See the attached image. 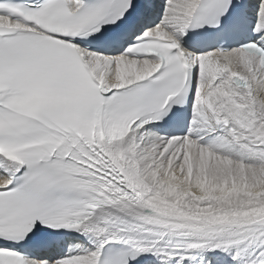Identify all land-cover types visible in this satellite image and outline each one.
<instances>
[{
    "label": "bare ground",
    "instance_id": "obj_1",
    "mask_svg": "<svg viewBox=\"0 0 264 264\" xmlns=\"http://www.w3.org/2000/svg\"><path fill=\"white\" fill-rule=\"evenodd\" d=\"M154 1L157 6H154L153 13H150L151 17L158 16L161 10L158 6L160 0ZM190 2L191 0H179L175 3V9L171 10L172 14L167 8L169 20L175 22L173 25L182 21ZM262 3L264 4V0ZM256 17L261 18V15L258 14ZM219 57L234 61L241 58L244 66L250 63V66L256 69L253 73L255 76L248 74L250 86L262 88L264 70H258L257 66L254 68L253 57L248 59L231 54ZM208 58L200 57L202 64L200 77L205 79L203 87L196 95L194 109L200 105L201 110L205 114L208 113L205 117L209 116L210 120H204L208 124L216 117L219 118L223 124L222 134L217 136L213 129V136L207 137L206 134H201V129L194 127L193 129L198 131V137L194 141L189 139L179 141L170 139L168 135L152 132L142 137L132 134L126 141L115 143L112 149L115 150L114 156L125 162L126 165L122 163V166L127 181L141 202L140 205L127 202L109 207L101 212L99 218L91 225L99 232V240L115 238L118 241H130L139 248L147 249L155 247L158 242L165 243L161 252L160 249L154 250L155 254L159 255L157 252H160L165 254L166 258L171 256V259L176 261L189 260L195 253L202 252L206 258L212 257L213 260H217L218 264H247L253 254L256 258L249 260V264H264V157H262L264 146L258 148L257 144L252 143L255 138L264 141V123L261 126V120L259 124L253 121L259 114V117H264V90L257 89L255 96L250 91L251 87L246 90L234 89L225 74L222 75V80L217 82L212 80L211 75L206 76L210 71L205 70V66L203 68ZM119 59L126 64L118 69V75L129 67H135L129 72V77L138 74L136 67H148L151 64L146 61L126 60L123 57ZM107 63L110 66L112 62L107 59ZM227 66L228 71L232 70L230 64ZM222 82L229 84L236 94L243 93L237 96L238 109H242L241 106H248L246 93L251 94L250 108H254L261 101L262 108L256 114L252 112L253 116L249 115L252 117L251 120L246 122L244 111L241 113L238 109L233 119L224 112L221 114L216 104L215 90ZM209 85L213 86V89H208ZM227 133L240 145L234 148V144L232 146L234 149L231 146L232 149L228 146L223 148ZM134 138L140 141L144 139V143L150 145L151 150L161 154L163 159L173 162L169 164L177 163L171 167L179 170L181 175L172 178L168 172L172 169L162 163L159 168L164 172L161 175L154 172L157 165L153 159L152 170L147 166H144L143 170L137 168L139 161L132 159V151L135 149L132 145L136 146ZM246 138L252 140L249 143L244 142ZM122 146L127 148L128 153L123 154ZM212 146L218 150L214 152L210 148ZM149 155L154 158L153 155ZM85 249L88 253L69 264H88L92 252L87 246ZM157 260L162 262L160 257Z\"/></svg>",
    "mask_w": 264,
    "mask_h": 264
},
{
    "label": "water",
    "instance_id": "obj_2",
    "mask_svg": "<svg viewBox=\"0 0 264 264\" xmlns=\"http://www.w3.org/2000/svg\"><path fill=\"white\" fill-rule=\"evenodd\" d=\"M241 57H244V56H241ZM244 58H248L249 59V57H244ZM240 59L241 58H237L233 62V64H232L233 68L235 70L241 72L243 75H245L247 77H250V75L255 76V75H253V73H254V71L256 69L254 70L252 65L250 66V63L249 64L247 63V66H244L241 63L242 60H240ZM252 63L254 64V68H255L254 61ZM224 64H225L224 61H220V63H218L216 65H213L211 62L207 63L206 64V69H207V71H210L209 73H207V75H209V76L211 75L212 78H213L212 80H214L216 82L219 81V80H222V78H223L222 75H224V74L226 75V73H225L226 66ZM214 66H216V67H214ZM212 72H214V73H212ZM248 74H250V75H248ZM253 83H254V81H253ZM210 89H213V87H210ZM215 91L217 92V94H216V104H217L218 108L221 110V114L224 112L228 117H231V118L233 116H235V114L237 112L236 109H238V103H239V100L237 99V96L238 95H243V93L236 94L235 91H233V89L226 82H222L221 85ZM225 92H228V94H226ZM250 95H251L250 93L249 94L246 93V96H247V99H248V102H247L248 106H246V105L245 106H241L242 107V111H244L243 113L245 114V118L244 119L246 120V122H247V120L249 121V119L251 120V118H252L249 115H252L253 113L254 114L258 113V111L262 108L258 104H256L254 106V108H250V107H252V105L250 103V101H251ZM231 106H233V107H231ZM126 150H127V148H124L122 150L123 154L128 153V152H126Z\"/></svg>",
    "mask_w": 264,
    "mask_h": 264
},
{
    "label": "rangeland",
    "instance_id": "obj_3",
    "mask_svg": "<svg viewBox=\"0 0 264 264\" xmlns=\"http://www.w3.org/2000/svg\"><path fill=\"white\" fill-rule=\"evenodd\" d=\"M170 1H171V2H170ZM170 1L168 0V1H166V2H169V3H168L169 6H168V4H167V6H168L167 8L170 9V13L172 14L171 10L175 9V3H178L179 0H170ZM172 7H174V8H172ZM160 8H161V7H160ZM160 12H161V10H160ZM161 18H162V17H161ZM196 109H197V110H196ZM195 110H196L197 112H200V110H201L200 105H199V107L196 106V107H195ZM201 112H202V116H203V118H204L205 120L209 121V120H210L209 116H208V117H205L206 115H208V113L205 114L203 110H202ZM199 115H200V114H199ZM200 116H201V115H200ZM260 118H261V119H260L261 121H260L259 119H257V122H258V124H259V121H260V124L262 123V124H261V126H262L263 123H264V117L260 116ZM200 119H201V118H200ZM202 120H203V119H202ZM195 129H199V128H198V127H195ZM227 134H228V133H227ZM227 134H226V136H227V139H228V140H227V139H224V140H226V142H223L224 140L222 141L223 144H224V146H228L229 148H231V147L235 144V145L233 146V147L235 148L237 145H240L239 142L237 143L236 140L234 141L233 139H231L232 137H231L229 134H228V135H227ZM226 136H225V138H226ZM229 138H230V139H229ZM251 140H252V139L246 138L244 142L249 143V141H251ZM258 140H259V139L256 140V138L253 139V140H252V143H253V144H257L256 146H258V148H259V146H261V145L264 146V141H258ZM260 140H262V139H260ZM227 141H228V142H227ZM253 141H254V142H253ZM241 142H242V141H241ZM260 142H261V143H260ZM230 146H231V147H230ZM262 146H261L260 148H263ZM233 147H232V148H233ZM223 148H224V147H223ZM225 148H227V147H225ZM232 148H231V149H232ZM234 148H233V149H234ZM216 155L220 156L219 154H216ZM262 157H264V154H262Z\"/></svg>",
    "mask_w": 264,
    "mask_h": 264
}]
</instances>
